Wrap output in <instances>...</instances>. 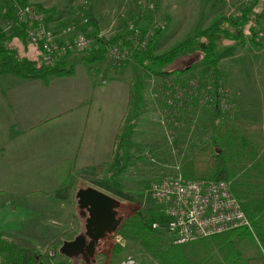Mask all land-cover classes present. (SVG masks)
Instances as JSON below:
<instances>
[{"label": "rangeland", "instance_id": "374dc122", "mask_svg": "<svg viewBox=\"0 0 264 264\" xmlns=\"http://www.w3.org/2000/svg\"><path fill=\"white\" fill-rule=\"evenodd\" d=\"M105 1L96 0L99 13H92L100 20V31L108 32L113 25L111 35H117L128 20L141 28L157 26L161 31L151 46L155 55L167 54L220 18L235 17L243 5H251L252 10L260 14L258 21L248 29L250 34H256L264 25V0H148L154 4L153 9L141 8L139 0H112L114 2L107 7ZM27 2L43 5L56 33L74 36L92 29L83 21L89 0H72L68 5L66 0ZM6 3L0 0V27L9 37V46L19 57L26 55L45 64L38 46L25 42L16 29L7 27L11 19L3 17ZM90 3L94 4V0ZM245 39L240 44L217 37L221 46L218 58L220 108L231 119L259 124L257 120L262 113L255 112L248 100L257 93L264 96V61L257 59L259 51L264 53V39L258 40L249 34ZM195 41L201 45L205 42L202 38ZM83 54L87 53L70 54V64L78 73L83 67L95 75L106 71L107 77L118 79L121 85L129 87L130 99L137 101L129 107L131 116L139 112L138 102L141 106L146 103V133L140 138V148L137 145L124 148L118 163L99 165L93 174L85 175L82 173L85 169L69 162L59 148H20L34 137L24 135L19 141L20 137L11 135L8 121L1 120L0 115V239L29 241L41 253L37 264H90L86 259L91 258L86 253L70 258L59 252L63 242L85 232L87 215L78 206L76 195L80 188L93 187L116 198L119 201L116 212L123 221L137 211L148 217L155 210L149 188L158 178L172 174L176 166L182 172L183 152L197 130H201L203 120L207 123L208 108L214 102L209 65L197 54L177 56L164 65H153L150 60L133 53L131 61L121 67L106 60L87 64L82 59ZM231 54L238 56L231 59L228 56ZM145 66L161 71H181L153 75ZM55 77L58 76L48 80ZM6 79L0 78V82ZM196 97V105L185 106L186 101L191 102ZM61 182L67 186L65 199L55 197ZM165 237L167 242H172L168 234ZM98 244L94 264H158L135 242L120 237L116 240L112 236Z\"/></svg>", "mask_w": 264, "mask_h": 264}, {"label": "trees", "instance_id": "16d2710c", "mask_svg": "<svg viewBox=\"0 0 264 264\" xmlns=\"http://www.w3.org/2000/svg\"><path fill=\"white\" fill-rule=\"evenodd\" d=\"M19 2L25 4L27 0ZM90 2L91 0L85 13L87 25L92 27L91 34L95 35L100 31V20L92 14ZM5 5L3 17L12 19V9L7 3ZM259 16V13L256 14L252 10L251 5H243L238 16L220 18L165 55H155L151 52V46L161 31L155 28L146 50L141 52L135 49L136 55L150 60L153 65H164L173 57L194 54L207 61L214 102L209 105L207 123L203 120L201 130H197V134L186 146L188 149L183 152L182 174L190 179L229 180L231 191L239 199L251 225L250 228L240 227L184 243H173L166 241L164 230L152 227L154 221L163 222L161 214L154 210L145 217L142 212L137 211L121 223L116 234L124 240L135 242L158 264H261L264 261V125L231 119L223 114L218 94V58L221 46L217 37L222 36L226 40L243 44L246 35H255L253 32L250 34L248 29L258 21ZM16 30L18 36L26 42L23 26L17 25ZM197 38L204 39V44L197 43ZM8 41L9 37L0 27V76L11 74L19 78L47 81L51 77L70 75L74 72V67L68 60L70 54L59 59L54 65L47 66L26 55L19 57ZM86 53L82 59L87 64L105 60L103 48ZM145 69L153 75L181 71H161L150 66H145ZM189 103L196 105L197 97L191 102L186 101L185 106ZM215 148L221 151L216 152ZM97 168L93 167L82 173L93 174ZM55 197L67 198L66 183H60L55 190ZM40 257L38 248L25 239H0V264H37Z\"/></svg>", "mask_w": 264, "mask_h": 264}, {"label": "crops", "instance_id": "0c3cea01", "mask_svg": "<svg viewBox=\"0 0 264 264\" xmlns=\"http://www.w3.org/2000/svg\"><path fill=\"white\" fill-rule=\"evenodd\" d=\"M71 2L66 0V5ZM95 2L91 5L94 15L99 13ZM105 2L107 7L114 1ZM257 57L264 61L263 52ZM105 73L95 75L87 67L78 73L74 67L72 74L47 81L2 75L7 79L0 82L1 120L8 121L11 135L20 137L19 141L24 135L34 137L20 148H59L69 162L85 170L118 163L124 148H140L146 133V103L138 102L139 112L131 116L129 107L137 101L130 99V88ZM248 101L255 112L261 111L257 122L264 125V96L257 93Z\"/></svg>", "mask_w": 264, "mask_h": 264}, {"label": "built area", "instance_id": "2783aa9c", "mask_svg": "<svg viewBox=\"0 0 264 264\" xmlns=\"http://www.w3.org/2000/svg\"><path fill=\"white\" fill-rule=\"evenodd\" d=\"M6 1L13 12L7 27L16 29L17 25H22L27 41L39 47L47 66L74 52L103 48L105 60L121 67L131 61L135 49L146 50L153 29L158 28H141L136 22L128 20L124 29L114 36L111 35L113 25L108 32L99 31L92 35L88 30L83 34L67 36L55 32L46 12L36 3ZM138 5L144 9L154 8L148 0H139ZM84 15L83 21L87 22ZM238 15L239 12L236 13ZM255 38L264 39V25L256 32ZM230 186L229 180L185 178L180 167L176 166L172 174L158 178L149 188L155 211L164 219L162 223L154 221L152 227L164 230L173 243H184L240 227L250 228V220ZM112 236L119 240L116 232Z\"/></svg>", "mask_w": 264, "mask_h": 264}, {"label": "water", "instance_id": "95a60500", "mask_svg": "<svg viewBox=\"0 0 264 264\" xmlns=\"http://www.w3.org/2000/svg\"><path fill=\"white\" fill-rule=\"evenodd\" d=\"M220 152L219 148H215ZM78 206L87 212L85 218V232L73 240L65 241L59 252L67 257H79L84 253L85 237L89 239L86 246L91 258L97 249L98 243L106 236L115 233L123 220L117 215L116 207L119 201L108 193L93 187L80 188L76 192ZM91 260V259H90ZM86 261H89V259ZM88 263V262H87Z\"/></svg>", "mask_w": 264, "mask_h": 264}, {"label": "flooded vegetation", "instance_id": "af4514ba", "mask_svg": "<svg viewBox=\"0 0 264 264\" xmlns=\"http://www.w3.org/2000/svg\"><path fill=\"white\" fill-rule=\"evenodd\" d=\"M82 210H83L82 212L86 213V215H87V212L84 209H82ZM107 237H112V234L106 236L105 238H107ZM88 242H89V239L87 237H85V241H84V245H83L84 249L83 250H84V253H86L87 255L89 254L88 250L86 249V246H87ZM96 258H97V252H95L94 255L91 257V260L89 259V261H87V262L90 263V264H94L96 262Z\"/></svg>", "mask_w": 264, "mask_h": 264}]
</instances>
